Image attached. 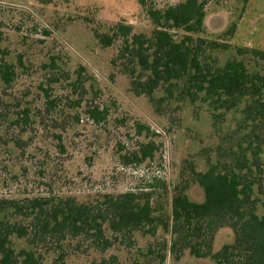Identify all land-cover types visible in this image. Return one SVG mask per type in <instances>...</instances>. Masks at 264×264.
I'll use <instances>...</instances> for the list:
<instances>
[{
    "label": "trees",
    "instance_id": "trees-1",
    "mask_svg": "<svg viewBox=\"0 0 264 264\" xmlns=\"http://www.w3.org/2000/svg\"><path fill=\"white\" fill-rule=\"evenodd\" d=\"M210 1L149 6L145 10L149 34L135 33L124 22L103 32L92 31L101 48L119 42L110 64L129 79L130 92L148 100L156 115L166 116L175 104L206 106L218 139L214 158L206 157L202 171L189 164V174L180 173L181 181L171 187L161 185L172 195L170 219L154 214L150 191L104 194L89 203L58 195L1 196L0 264H64L68 246L79 250L85 242L89 249L103 252L119 237L130 242L135 234L152 238L159 228L171 235L170 241L160 243V262L168 251L175 258L188 252L214 264H264V201L259 214L256 197L264 196V50L231 44L237 22L228 26L223 38H207ZM242 1L240 15L249 2ZM1 52L0 97L12 88L17 70L25 68L20 55L10 58L6 48ZM56 59L49 57L41 64L43 69H57ZM41 94L46 107L54 103L47 91ZM5 97L14 106L4 118L20 133L26 132L24 127L36 123V111L16 97ZM86 110L93 121L107 116V109L98 106ZM155 151L149 142L140 144L131 158L124 159L141 163L151 160ZM191 183L202 190V201L189 199ZM223 227L232 231V241L214 252L215 234ZM153 252L152 246L146 249ZM116 260L102 256L87 264H115Z\"/></svg>",
    "mask_w": 264,
    "mask_h": 264
},
{
    "label": "rangeland",
    "instance_id": "rangeland-1",
    "mask_svg": "<svg viewBox=\"0 0 264 264\" xmlns=\"http://www.w3.org/2000/svg\"><path fill=\"white\" fill-rule=\"evenodd\" d=\"M180 1L0 0V63L6 48L10 58L20 55L25 64L17 70L12 88L0 97V197L58 195L89 203L104 194L150 191L154 214L170 219L172 195L161 185L171 187L181 181L180 173L189 174V164L202 171L206 157L214 158L218 139L206 106L175 104L166 116L156 115L148 100L130 92L129 79L110 64L119 42L101 48L92 31L103 32L124 22L135 33L149 34L145 10ZM243 6L242 0H211L206 5L205 36L223 38L228 26L237 22L231 44L264 50V0H249L240 15ZM225 56L220 55V60ZM49 57L57 58V69L45 71L41 64ZM41 91H47L52 105L45 106ZM5 95L36 111V123L24 127L26 132L20 133L4 118L14 106ZM88 106L107 109V116L91 120ZM148 142L156 148L151 160L124 159ZM187 195L192 201L203 199L194 183ZM256 197L261 214L264 196ZM170 237L159 228L152 238L135 234L130 242L119 237L103 252L89 249L84 242L79 250L68 246L63 263L87 264L90 259L115 256V264H214L188 252L175 258L168 251L160 262V243ZM232 238L229 228H220L213 251ZM149 246L155 251L152 254L146 253Z\"/></svg>",
    "mask_w": 264,
    "mask_h": 264
}]
</instances>
